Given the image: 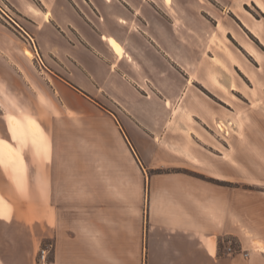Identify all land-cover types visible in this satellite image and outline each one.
<instances>
[{
    "label": "crops",
    "instance_id": "0c3cea01",
    "mask_svg": "<svg viewBox=\"0 0 264 264\" xmlns=\"http://www.w3.org/2000/svg\"><path fill=\"white\" fill-rule=\"evenodd\" d=\"M0 7V264H264V0ZM74 98L112 129L53 143Z\"/></svg>",
    "mask_w": 264,
    "mask_h": 264
},
{
    "label": "rangeland",
    "instance_id": "374dc122",
    "mask_svg": "<svg viewBox=\"0 0 264 264\" xmlns=\"http://www.w3.org/2000/svg\"><path fill=\"white\" fill-rule=\"evenodd\" d=\"M28 49L30 50L29 47H28ZM26 57L32 58V56L31 57L26 56ZM39 57H40L41 62H39L38 64L36 63V61L33 58L32 59L35 61L34 62L35 65H38V68L44 69L45 67H44V63H43L44 62L43 56L41 54H39ZM73 104L80 111L88 113V115H90V120L84 121L81 119H72V120L61 119V116H64V114H63L64 109H62V106L60 103H57L55 106L48 105V103L45 104V109L48 110V112H51V117H54L53 120H49L50 123H49V127H48V133H49V130H51V132H50L51 137L50 138L52 139L53 143H56V144H65V143L66 144H84V141H83L82 136H81V133L84 130V127H86V128L90 127L92 130L95 128H101V129H104V130L110 132V130L112 129V125L110 124V120H109L106 112H104L103 110H98L97 108H94L92 105L88 104L84 100H80L79 98H74ZM42 109H43V107H42ZM241 115L242 114H236V116L234 117L235 119L234 118L231 119V121H230L231 127H234V128L243 127ZM38 120H40V118H38ZM42 123L44 126H47V124L46 123L44 124L43 121H42ZM26 128H27V126H26ZM35 130L38 131L39 127L35 128ZM35 130H33L34 133H37V131L35 132ZM12 132L15 133L14 131H12ZM23 134H24V131L22 132L21 135H17V134L16 135L18 137H21V136H23ZM27 140H26V142H27L28 146H30L32 142L31 141L29 142V140L28 141ZM90 142H91V144H98V145H102V144L106 143L105 141H97L96 138H94L93 136H92ZM237 142L238 141L236 140L235 143H237ZM239 142H240V144L242 143L241 141H239ZM25 169H28V168H25ZM29 171L31 172V167L29 168ZM154 171L155 172H165V171H167V169H155ZM27 185H28V187H30L32 184L30 181H27ZM5 196H7L8 198H14L15 199L17 195H5ZM226 240H230L231 244L233 246V249H235L236 242L234 241V239H225L224 240L225 243H226Z\"/></svg>",
    "mask_w": 264,
    "mask_h": 264
},
{
    "label": "built area",
    "instance_id": "2783aa9c",
    "mask_svg": "<svg viewBox=\"0 0 264 264\" xmlns=\"http://www.w3.org/2000/svg\"><path fill=\"white\" fill-rule=\"evenodd\" d=\"M0 11H2L4 13V15H8L6 12L3 11V9L0 7ZM29 45L33 51V55L32 58L36 61V63L38 64L39 62H41L39 54L37 52V49L34 45V42L32 41V39H29ZM225 249L227 252H232L234 251L233 246L231 244L230 240H226L225 243ZM49 251H50V244L48 243H42L38 246L37 248V252H36V257H35V264H47L48 263V256H49Z\"/></svg>",
    "mask_w": 264,
    "mask_h": 264
},
{
    "label": "bare ground",
    "instance_id": "6f19581e",
    "mask_svg": "<svg viewBox=\"0 0 264 264\" xmlns=\"http://www.w3.org/2000/svg\"><path fill=\"white\" fill-rule=\"evenodd\" d=\"M24 54L26 55V56H32V52L28 49V48H26L25 50H24ZM218 127H219V129L221 130V131H223V132H225V133H227L228 131H227V129H226V127H225V125H224V123L222 122V121H218Z\"/></svg>",
    "mask_w": 264,
    "mask_h": 264
}]
</instances>
